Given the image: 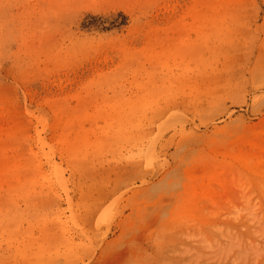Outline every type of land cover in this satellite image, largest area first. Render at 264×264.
<instances>
[{"label":"rangeland","instance_id":"374dc122","mask_svg":"<svg viewBox=\"0 0 264 264\" xmlns=\"http://www.w3.org/2000/svg\"><path fill=\"white\" fill-rule=\"evenodd\" d=\"M0 264H264V0H0Z\"/></svg>","mask_w":264,"mask_h":264}]
</instances>
